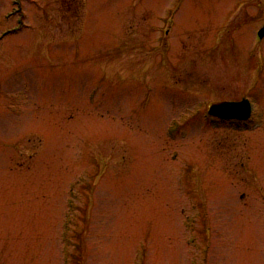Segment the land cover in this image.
Wrapping results in <instances>:
<instances>
[{
	"label": "rangeland",
	"instance_id": "1",
	"mask_svg": "<svg viewBox=\"0 0 264 264\" xmlns=\"http://www.w3.org/2000/svg\"><path fill=\"white\" fill-rule=\"evenodd\" d=\"M13 6L0 264H264V0H22L8 31Z\"/></svg>",
	"mask_w": 264,
	"mask_h": 264
},
{
	"label": "water",
	"instance_id": "2",
	"mask_svg": "<svg viewBox=\"0 0 264 264\" xmlns=\"http://www.w3.org/2000/svg\"><path fill=\"white\" fill-rule=\"evenodd\" d=\"M260 34L264 35V28ZM252 102L248 98L239 101L227 100L214 103L210 108V113L221 118L248 119L252 115Z\"/></svg>",
	"mask_w": 264,
	"mask_h": 264
}]
</instances>
